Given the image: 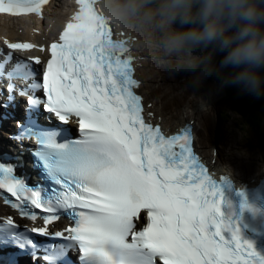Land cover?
<instances>
[{"label": "trees", "instance_id": "16d2710c", "mask_svg": "<svg viewBox=\"0 0 264 264\" xmlns=\"http://www.w3.org/2000/svg\"><path fill=\"white\" fill-rule=\"evenodd\" d=\"M221 20L232 23L245 46H250L264 58V40L254 24L243 21L248 0H211ZM177 9L171 13L177 39L187 51L205 47L204 60L192 67L213 80L221 68L226 78L227 110L250 128L264 147V65L240 51L232 32L222 31L209 12L206 0H172ZM258 10H251L257 19H264V0H255ZM260 19V20H261ZM226 30V27H224ZM220 114V119L221 118ZM250 126V127H249Z\"/></svg>", "mask_w": 264, "mask_h": 264}, {"label": "rangeland", "instance_id": "374dc122", "mask_svg": "<svg viewBox=\"0 0 264 264\" xmlns=\"http://www.w3.org/2000/svg\"><path fill=\"white\" fill-rule=\"evenodd\" d=\"M129 3L141 12L142 23H145L147 31L153 34L152 39L164 40L166 42L164 48L167 53L169 52L164 64L157 72L158 77H155V79H157L158 82L153 92L165 102L161 88L164 89L162 85L169 88L168 92L173 102L170 100L166 103V106L173 110V113L176 115H183L186 117L189 112L191 114L192 109L190 108L195 105V102H198L202 97H206L202 91L203 87L205 88L206 86L216 84L212 77L207 76L206 78L199 72L192 73V69L190 68V66L200 62L201 59L202 61L204 60L205 47L198 46L195 51H191L199 56V61L191 65L183 63L180 57L182 55H188L190 51H187L184 45L177 39L178 37L175 33L171 16V13L174 12L177 7L172 5V0H129ZM248 4L250 7L247 11H244L243 21L244 23L247 21L249 24H254L258 34L264 40V19H257L253 16L254 13L251 11L258 10L260 6L255 5L254 2L251 3L250 0H248ZM243 47L252 49L250 46L243 45ZM243 54L248 56L250 52ZM197 74H200V78L197 77ZM149 75L151 76V74ZM225 84H218L222 91L221 95L218 96L219 99L221 96H224L223 90L227 89V85ZM163 101L162 103L165 104ZM216 104L211 109H204L201 114H199V119L194 121L198 136L209 142L220 141L226 143L230 141L233 150L232 156H235L233 164L235 166L241 165L245 172L248 173L247 176L254 175L263 170L264 147H261L257 143L253 136V132L241 124L242 120L227 110L229 104L226 100H222L220 103ZM219 114L223 116L221 122L218 119ZM172 117L170 118L169 113H161V118L166 124L173 121L174 118ZM187 120L191 119L187 118ZM220 151L222 157L221 161L223 163L226 160L224 159L226 154L223 150Z\"/></svg>", "mask_w": 264, "mask_h": 264}, {"label": "bare ground", "instance_id": "6f19581e", "mask_svg": "<svg viewBox=\"0 0 264 264\" xmlns=\"http://www.w3.org/2000/svg\"><path fill=\"white\" fill-rule=\"evenodd\" d=\"M111 1H113V0H109V2H111ZM116 1H117V4H120L122 0H116ZM47 10L49 11V9H47ZM126 12H127V10H120L121 14L126 13ZM60 16L61 15L59 13H55L54 10L50 11V12H48V15L46 17L45 22H48V20H49L48 24L49 23L50 24H54V23L57 24V21L59 20ZM124 23H125V20H124ZM21 26H22V22L18 21L13 26L12 29L9 26L7 28L11 34L15 35L16 38H19L20 35L17 34V30L19 28H21ZM224 27H226V30H227V26L223 25L222 28L224 29ZM127 29L132 30V31H129ZM127 29H126L127 32L132 33V35H134L135 37L138 38V42L135 46V52L137 55H140L139 56L140 58L144 59L142 61V67L138 71V76L142 82V85H141L142 88L141 89L143 90V97H144V99H146V98L149 99L151 93L155 94L153 92V90L156 88V84L158 82L157 79H155V77L156 78L158 77L157 72L162 67V65L164 64V61H165V59L169 53V52L167 53L166 49L164 48V46H166V42L164 40L160 41L161 39L153 40L152 39L153 34H151L148 31H146L145 33L142 34L140 32V29H138V28L128 26ZM198 59H199V56H197L196 54H193V53H188V55H182L180 57V60L183 63H186L188 65L195 63L196 61H198ZM149 74H151V76ZM197 77L200 78V74H197ZM160 82H161V80H160ZM162 87L164 88V89L161 88V90L163 91L162 93H163V98H164L165 102L163 100H161V101H163L165 103V105L170 100H171V102H173V100L171 99L169 92H168L169 88H166L163 85H162ZM145 90H148V92H145ZM202 91L206 95V97H202L201 99L198 100V102H195V105L192 106V108H190V109H192L191 114L186 116V119L189 118V116H191L192 120H195V121H196V119L198 120L199 114H201V112L204 109L210 108L211 106H215L216 102L219 100L218 96L221 95V93H222L221 88L217 83L215 85L206 86L205 88L203 87ZM153 98L155 100H157L156 95H154ZM165 109H166V106H165ZM170 114H173V113H170ZM186 119L183 118V116L177 117L176 121H172V122H170V124H165L164 128L167 131L172 132L174 129H177L179 126H181L186 121ZM241 124L244 126L243 122ZM246 128L250 129L247 126H246ZM253 136L255 137L257 143L259 144V140H258L257 136L254 134V132H253ZM218 168H220L222 171H225V172L231 174L233 177H235L231 173V167L229 168V167H226V165H225V166H219ZM246 194L250 195L249 193H246ZM251 194H253V189H252Z\"/></svg>", "mask_w": 264, "mask_h": 264}, {"label": "water", "instance_id": "95a60500", "mask_svg": "<svg viewBox=\"0 0 264 264\" xmlns=\"http://www.w3.org/2000/svg\"><path fill=\"white\" fill-rule=\"evenodd\" d=\"M207 7H208V10L210 11V13L212 14V16L214 17L215 21H217L218 25L220 26V28L222 29V26H227V30H232L233 31V35L236 37L237 39V42H238V46L241 48V52L242 53H246V52H250V54L248 55L250 58L264 64V59L262 58L261 55L258 54V52H256L255 50L253 49H249V48H244L243 45H242V42L239 38V35L235 29V27L232 25V24H224L222 21H221V18L218 14V12L214 9L213 5H212V1L211 0H207ZM223 30V29H222ZM215 82L219 85H224V83L226 82V79L225 77L223 76V73H222V70L219 69L218 70V73H217V76L215 78Z\"/></svg>", "mask_w": 264, "mask_h": 264}]
</instances>
